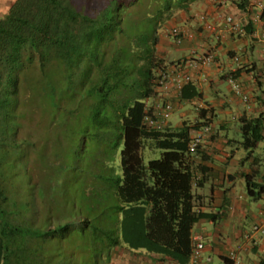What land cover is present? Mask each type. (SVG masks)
<instances>
[{
  "label": "trees",
  "instance_id": "16d2710c",
  "mask_svg": "<svg viewBox=\"0 0 264 264\" xmlns=\"http://www.w3.org/2000/svg\"><path fill=\"white\" fill-rule=\"evenodd\" d=\"M194 1L15 0L0 18V264H34L44 240L73 227L54 216L51 181L43 186L41 165L30 169L37 158H29V169L25 165L31 139L19 136L22 108L37 112V125L48 134L54 124L66 129L74 123L73 161L94 151L79 198L105 210L91 227L107 249L100 264H108L111 248L122 244L159 255V261L188 264L192 224L207 216L193 212L194 169H207L195 167L187 153L197 127L149 131L143 119L158 66L157 31L173 10ZM145 140L161 151L146 164ZM262 141L259 120L244 121L243 149L251 152ZM87 183L99 193H87ZM25 199L29 215L17 205ZM83 218L87 224L76 227L82 233L93 222Z\"/></svg>",
  "mask_w": 264,
  "mask_h": 264
},
{
  "label": "crops",
  "instance_id": "0c3cea01",
  "mask_svg": "<svg viewBox=\"0 0 264 264\" xmlns=\"http://www.w3.org/2000/svg\"><path fill=\"white\" fill-rule=\"evenodd\" d=\"M14 1L0 0V18ZM259 1L264 2L195 0L178 10V19L170 26L185 34L182 42L173 43L168 32L160 41L166 60L160 69L172 71L177 64L183 65L192 79L180 92L168 95L173 110L164 128L175 131L183 123L190 125L189 113L192 119L200 115L212 126L210 135L192 156L195 167L207 168L204 172L194 169L192 179L193 212L207 215L196 216L190 230V249L194 234L204 243L197 264H264V232L254 234L251 240L244 239L252 226L264 219V141L251 152L241 145L242 124L249 119L259 120L264 139V90L259 77L264 68V14L255 7ZM201 16L214 25V31L204 29ZM226 17L240 22L242 32L229 31ZM206 53L214 57L209 66H188ZM229 79L239 83L248 98L246 102L232 92ZM229 118L237 125L232 127ZM240 150L245 154L237 156ZM237 178L244 180L243 192L234 188ZM122 246L150 264H177L159 261V255L142 249ZM230 251L235 252L236 262L228 259Z\"/></svg>",
  "mask_w": 264,
  "mask_h": 264
},
{
  "label": "rangeland",
  "instance_id": "374dc122",
  "mask_svg": "<svg viewBox=\"0 0 264 264\" xmlns=\"http://www.w3.org/2000/svg\"><path fill=\"white\" fill-rule=\"evenodd\" d=\"M178 10H173L170 18L166 19L160 26L159 30L157 31L158 42L155 47V56L154 61L157 63V68L154 70L156 71L161 68L166 60L162 57V52L160 48V41L166 35L171 24L176 23L178 19V15L176 14ZM21 112L25 114V118L22 122V129L20 131L19 136L26 137L27 139H31V141H27L25 143V155L27 156V162L25 165L27 169L31 160L29 158L36 157L38 163L35 162L36 165L32 163L30 165V169L37 168L41 165L40 172L42 177L45 180H42V184L45 187V181H51V187L54 188L55 195L54 198V209L53 213L55 217H63V219L73 224V227L69 230V232L63 234L60 230L57 232L56 236L52 239H46L43 243L44 250L40 253V258L34 260V264H100L106 255V246L104 247L103 244L97 243V238L93 231L91 230L93 225H96L97 217L100 213L99 210L105 211L101 205V209L97 207L98 202L92 201L90 202H82L79 198V195L82 191V178L85 177L87 173V178L90 176L88 173V169H90L88 164H91V155L90 151L84 154V151L79 155L80 157L76 159V161L72 159L70 153H72V148H74V134L76 131L74 123H68L66 125V129L55 127L53 125L52 133L44 132L43 125H37V119L39 117L37 112H34L32 109L31 115L29 114V108L21 109ZM192 113L187 115V120L190 122L192 121ZM229 123L232 127L237 125V123L232 122L229 118ZM189 122V123H190ZM45 125V124H44ZM68 132V138L63 139L62 135L60 134L62 131ZM163 131H171V129L164 128ZM43 136V138L41 137ZM231 138L234 137L232 133L229 134ZM237 138V136H236ZM35 145H33V144ZM31 152H30V150ZM263 150L260 149V152ZM94 153V151L92 152ZM91 153V154H92ZM161 151L154 148V145L151 141L145 140L143 142L142 148V158L143 163L146 164L149 160L158 159L160 156ZM245 154L244 150H240V153L237 156H241ZM119 155L120 149L117 152L116 156V163L115 165L118 166L119 164ZM86 158V159H85ZM75 159V158H74ZM104 165H101L103 167ZM11 169H13V164L10 165ZM66 169V170H61ZM84 169H87L84 170ZM47 178V179H46ZM244 180L237 178L235 181L234 188L236 191H244ZM85 187V185H84ZM87 193L90 194H97L99 193L95 186L89 185L85 188ZM26 198H28L26 196ZM96 199V198H94ZM98 200V199H96ZM28 199H25V202H21V204H17L18 207L20 205V209L23 212L29 215V208L27 207ZM13 202L10 203L13 206ZM92 204L95 205V209H93ZM13 211L14 208L12 207ZM50 208L45 207L43 209V216H47L50 214ZM102 216L105 213H101ZM84 216L89 218V228L86 229V232H78L76 227H84ZM56 226V225H55ZM75 228V229H74ZM37 261V262H36ZM103 264V263H102ZM108 264H150L148 260L141 259L135 256L132 252L128 253L127 251L123 250V246H117L111 248L110 250V258Z\"/></svg>",
  "mask_w": 264,
  "mask_h": 264
},
{
  "label": "built area",
  "instance_id": "2783aa9c",
  "mask_svg": "<svg viewBox=\"0 0 264 264\" xmlns=\"http://www.w3.org/2000/svg\"><path fill=\"white\" fill-rule=\"evenodd\" d=\"M255 7L258 9L261 15L264 14V2H257ZM200 20L203 23V27L207 31H214L215 27L213 24L207 22L204 16L200 17ZM225 23L228 26V30L239 33L242 32V25L240 22L235 21L232 17H226ZM169 39L179 45L185 37V34L178 27H170L168 30ZM213 54L206 53L201 57H198L194 63H189L190 67H207L213 62ZM237 61V58H234ZM185 66H180L177 64L173 67L172 71H168L166 69H159L153 80V93L152 95L145 101V116L143 119V126L147 130L152 131H163L166 122L169 120L173 106L171 101L168 99V95L173 92H180L183 88L184 84L191 82V75L184 71L183 68ZM259 77L261 78V84L264 90V68H262L259 72ZM230 87L232 92L240 96L243 101H247L248 98L245 94H242L241 87L238 82L234 79H229ZM191 126H196L190 137V140L187 145V153L190 155H195L199 150L203 143V140L206 136L210 135L212 131L211 124L205 120L200 115L194 117L191 121ZM264 232V219L252 226V229L249 233L244 235V239L251 240L252 236L257 233ZM191 250L189 256L190 264H197L201 253L204 249V243L201 237L197 234H194L191 237ZM228 259L236 262V255L234 251H230L228 254Z\"/></svg>",
  "mask_w": 264,
  "mask_h": 264
}]
</instances>
